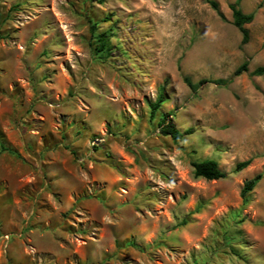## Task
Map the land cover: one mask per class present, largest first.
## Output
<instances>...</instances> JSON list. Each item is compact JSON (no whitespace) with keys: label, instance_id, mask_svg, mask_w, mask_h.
Masks as SVG:
<instances>
[{"label":"rangeland","instance_id":"1","mask_svg":"<svg viewBox=\"0 0 264 264\" xmlns=\"http://www.w3.org/2000/svg\"><path fill=\"white\" fill-rule=\"evenodd\" d=\"M208 1L0 0V264H264V0Z\"/></svg>","mask_w":264,"mask_h":264},{"label":"trees","instance_id":"2","mask_svg":"<svg viewBox=\"0 0 264 264\" xmlns=\"http://www.w3.org/2000/svg\"><path fill=\"white\" fill-rule=\"evenodd\" d=\"M208 2L212 7V9L217 11L219 15L223 17V15L220 12L219 4L213 0H209ZM241 2L242 0H236L234 4L230 5V9L233 15V23L235 27H237L243 34L244 43H247L249 41L250 34H249V30L246 28V25L250 24L253 21L254 15L245 14L240 8ZM106 37H107L106 35H99L95 37L97 38L96 52L103 53L105 51L106 46L104 43L107 42ZM248 70H249V62H244L234 72L231 78L213 81V83L219 87H223V88L228 87L233 82L234 78L241 76L242 74L248 72ZM253 75L263 76L264 67L257 68L253 72ZM185 82L194 92H197L201 84V83L193 84V82L189 78H185ZM163 102H164V96L161 95L157 103L152 106V116H154L157 113ZM160 127H161V132L164 135L169 136L176 143L180 142L185 135H191L194 133V129H188L186 132L181 133L172 123L168 122L166 119L160 122ZM251 163H252V159L239 163L236 167V171L239 172L246 169L251 165ZM192 167L194 169V176L196 178H202L207 181H218L225 179L228 176L225 172H223L220 169L218 162L213 159H207L200 162H193ZM262 178H263V174H259L245 183L244 189L242 191V197L244 203L248 201V195L256 188V186L262 180Z\"/></svg>","mask_w":264,"mask_h":264}]
</instances>
